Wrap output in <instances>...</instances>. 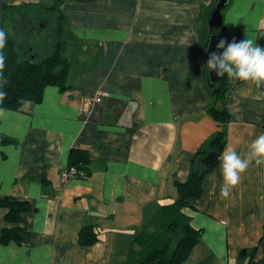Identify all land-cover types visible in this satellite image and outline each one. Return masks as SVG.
<instances>
[{
  "label": "crops",
  "instance_id": "1",
  "mask_svg": "<svg viewBox=\"0 0 264 264\" xmlns=\"http://www.w3.org/2000/svg\"><path fill=\"white\" fill-rule=\"evenodd\" d=\"M216 2L62 0L74 46L67 89L47 86L40 103L0 108V199L28 205L18 225L28 238L0 244V264L127 263L133 239L174 202V183L186 181L192 158L221 128L210 115L216 100L204 61ZM52 4L0 0V29L7 26L22 49L32 41L20 38ZM9 9L21 12L13 17ZM221 16L217 41L247 36L264 48V0H226ZM225 81L221 105L230 120L224 149L244 152L264 132V86ZM99 89L109 97L93 107L84 104ZM71 148L87 150L90 175L61 184ZM222 183L218 159L203 175L201 195L183 209L202 231L187 261L247 264L249 256L243 261L239 255L255 249L253 261H263L264 167L250 166L226 200ZM6 212L0 207V232L17 226L5 222ZM84 226L97 232L95 243L78 242Z\"/></svg>",
  "mask_w": 264,
  "mask_h": 264
},
{
  "label": "trees",
  "instance_id": "2",
  "mask_svg": "<svg viewBox=\"0 0 264 264\" xmlns=\"http://www.w3.org/2000/svg\"><path fill=\"white\" fill-rule=\"evenodd\" d=\"M61 4L62 0H53L52 6L46 8L47 12L52 14V24L50 30H45L42 38H38L37 43L31 47L33 50V53H30L33 55L32 59H23L22 54L27 53L26 48L19 49L20 45L7 26L2 29L7 33V42L2 50L5 56L2 79L6 83H0V91L6 95L0 101V108L19 110L26 101L40 103L47 86H56L61 92L67 89L69 61L62 53L64 43L61 40L66 26L61 12ZM7 10L8 7H5V13ZM9 11L13 17L21 12L20 9H9ZM25 18V16L20 17L19 21H23ZM28 18L29 16H27ZM15 19L16 17L13 20ZM21 29L18 27L17 31L24 35L25 33ZM225 80L226 76L220 83H208L216 100L215 105L210 109V115L214 121L220 124L221 128L199 148L192 158L186 181L174 183L176 192L174 202L161 207L149 225L133 239L135 246L129 250L126 264H184L199 243L202 231L196 230L190 225L183 209L190 205L192 199L201 195L203 175L212 169L202 170L197 165V160L209 151H216L220 155L225 146L224 126L230 120L229 113L221 105L225 101L228 91ZM89 165L87 150L70 149L67 169H75L74 178H82V175L89 177ZM0 207L7 210L5 222L17 224V226L1 230L0 244L5 245L13 242L20 245L28 238L26 229L18 226L23 223L22 215L28 210L27 203L4 197L0 199ZM175 236L176 239H173ZM97 240L98 234L91 226H84L81 229L78 236V242L81 245H91ZM258 247L261 248L264 257V235L261 237ZM256 250L242 252L239 259L244 261L249 256L247 264H264V259L263 261L262 259L253 261Z\"/></svg>",
  "mask_w": 264,
  "mask_h": 264
},
{
  "label": "clouds",
  "instance_id": "3",
  "mask_svg": "<svg viewBox=\"0 0 264 264\" xmlns=\"http://www.w3.org/2000/svg\"><path fill=\"white\" fill-rule=\"evenodd\" d=\"M7 42V33L0 29V83L5 68V56L2 50ZM216 48L207 59L208 71L215 72L217 76L250 82L256 88L264 86V48L258 46L255 40L246 36L245 39L228 42L220 39ZM6 93L0 91V101ZM219 165L223 177L220 187V197L228 199L231 191L238 185L240 177L250 166L264 167V132H261L247 146L244 152H237L233 147H226L220 153Z\"/></svg>",
  "mask_w": 264,
  "mask_h": 264
},
{
  "label": "water",
  "instance_id": "4",
  "mask_svg": "<svg viewBox=\"0 0 264 264\" xmlns=\"http://www.w3.org/2000/svg\"><path fill=\"white\" fill-rule=\"evenodd\" d=\"M225 5H226V0H217L213 8V11L210 13L209 20L207 23L209 34H208V39H207V42L204 48V61H205L207 77H208L209 83L211 84L220 83L223 78V77L217 76L215 72L208 71L206 67V62H207L209 54L212 51H218L216 48V44L218 42L216 32L221 27V20H222L221 11ZM218 157H219L218 152L209 151L203 157L197 160V165L202 170H209L210 168H213L217 164Z\"/></svg>",
  "mask_w": 264,
  "mask_h": 264
},
{
  "label": "rangeland",
  "instance_id": "5",
  "mask_svg": "<svg viewBox=\"0 0 264 264\" xmlns=\"http://www.w3.org/2000/svg\"><path fill=\"white\" fill-rule=\"evenodd\" d=\"M51 18H52V14H50V13H44L41 17H40V20H41V22L39 23V25L36 27H32L30 30L31 31H29V35H27V36H25V38L23 39V37L22 38H20V41L22 42V43H24L25 42V40L26 41H32L31 42V46L29 47V48H31V47H33L36 43H37V40H38V38H42V36H43V32L45 31V30H47V31H49L50 30V27H51ZM19 21V20H18ZM56 21V20H55ZM16 22V21H15ZM44 23H45V25H46V27L45 28H43L42 26H44ZM55 25H56V22H55ZM25 26V25H24ZM26 28V27H25ZM26 30H29V27L28 28H26ZM16 34L18 35L19 33L18 32H16ZM63 43H64V49H63V51H62V53H63V55H64V57L66 58V59H68L69 57H70V54H71V51H72V49L74 48V46H73V43H72V41H71V38H70V35H69V32L67 31V28L65 27V30H64V33H63V37H62V40H61ZM22 58L23 59H32L33 57H32V54H30L29 52L28 53H23L22 54ZM173 239H176V236L175 237H173ZM135 249H138L137 247H135ZM195 257V256H194ZM194 262H195V259L194 258H191L190 260H188V261H186V263H184V264H194ZM196 264V263H195ZM199 264V263H198Z\"/></svg>",
  "mask_w": 264,
  "mask_h": 264
},
{
  "label": "built area",
  "instance_id": "6",
  "mask_svg": "<svg viewBox=\"0 0 264 264\" xmlns=\"http://www.w3.org/2000/svg\"><path fill=\"white\" fill-rule=\"evenodd\" d=\"M109 97V92L103 89L97 90L93 95L86 96L83 98L84 104H86L89 107H93L94 105L101 103L102 100L105 98ZM75 169H65L61 175H60V182L61 184L66 183L68 180L74 178L75 176ZM82 178L85 179L87 178L86 176L82 175Z\"/></svg>",
  "mask_w": 264,
  "mask_h": 264
},
{
  "label": "flooded vegetation",
  "instance_id": "7",
  "mask_svg": "<svg viewBox=\"0 0 264 264\" xmlns=\"http://www.w3.org/2000/svg\"><path fill=\"white\" fill-rule=\"evenodd\" d=\"M27 22V21H26ZM29 23H33L32 21H29ZM26 25H28V23H26ZM29 26V25H28ZM36 25H34V24H32V27H35ZM30 44L31 43H27V44H22L21 46H22V48H26V51H28L29 53H31L30 51H29V49H31V48H29L30 47Z\"/></svg>",
  "mask_w": 264,
  "mask_h": 264
}]
</instances>
